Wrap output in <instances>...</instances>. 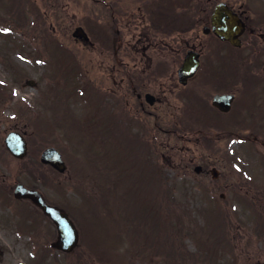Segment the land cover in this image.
<instances>
[{"label": "rangeland", "instance_id": "374dc122", "mask_svg": "<svg viewBox=\"0 0 264 264\" xmlns=\"http://www.w3.org/2000/svg\"><path fill=\"white\" fill-rule=\"evenodd\" d=\"M178 1L157 0L156 5L160 7L158 11H162L165 5L172 6ZM252 1L250 14L257 18L260 11L251 9ZM70 2L73 3L69 7ZM107 4L108 0L106 3L59 0L61 11L56 19H51L57 6L55 0H20L17 4L14 0H0V79L5 83H0V98L6 96L2 106L0 104V123L8 127L21 121L19 126L25 127V134L29 136L30 154L22 162L24 173L18 178L25 185L42 191L53 204L69 210L81 240L80 248L71 255L54 252L48 246L56 233L46 219H37L40 221L37 230L34 216L29 218L18 208L16 212L0 208L2 221L8 226L6 229L0 226V264H36L32 258L38 252L40 264H83L85 260L88 264H264V200L258 199L264 185L257 189L254 185H244L241 194L231 188L228 194L225 191L226 185H240L242 176L251 179L242 172L244 166L261 170L264 151L258 144L237 140L235 136H219L218 142L213 143L214 148L195 145L191 142L194 131L174 124L180 117L181 107L172 100L168 108L170 121L159 124L161 130L169 134L155 135L152 125L146 126L148 134L144 133L145 126L134 133L133 125L129 124L131 132L126 133L129 136H122L125 133L117 129L113 136L112 128L110 136H100L97 129L91 135L90 124L96 122L105 129L109 120L100 118L99 107L83 105L87 94L86 91L79 93L82 85L89 87L88 91L102 85V77L97 54L77 44L72 32L76 24H83L88 30L90 24L98 20L105 24V17L108 19L111 11ZM101 8L105 11L103 15ZM50 20L55 24L53 29ZM199 34L200 40H204L200 28ZM212 43L214 52L227 51L223 45L213 40ZM26 51L34 53L33 60ZM231 53V61L227 58L220 63L216 61L207 76L208 87H213L218 79H229L227 73L249 74L243 80L236 78L227 82L225 90L236 94L237 110L248 98L245 93L253 95L247 100L250 107L244 108L262 119H249L246 124H240L241 120L232 123V118H237L233 109L222 129L227 133L260 134L263 140L264 29H255L253 34L244 36L242 47ZM34 60L44 67L34 64ZM171 62L172 59L165 57V68ZM26 80L35 83L31 86ZM247 80L256 82L246 84ZM209 90L201 89L208 91L207 95L211 94ZM91 95L92 92L89 98ZM95 103L98 105L96 100ZM189 111L205 115L203 108ZM90 113L95 116L94 121L87 117ZM115 122L117 124V119ZM43 132L47 134L43 136ZM138 133L144 134L134 136ZM182 133L186 136H180ZM241 143L245 148L241 149ZM49 146L62 154L67 172L54 173L39 165L40 152ZM246 147L254 151H247ZM138 154L145 162L151 156L153 165L160 166L158 173L162 181L159 184H152L156 175L149 166L152 164L145 163ZM191 159L211 160L221 172L223 187L220 191L213 192L210 176L195 173L197 163L188 165ZM9 167L16 171L18 166L11 161ZM147 177L150 182H146ZM165 178L168 181L165 182ZM15 179L10 177V182ZM220 192L226 195L223 205L228 206L229 219L237 222L228 231L227 215L219 201H214L218 200ZM241 195L242 200L238 199ZM26 211L33 213L34 210L27 208ZM152 230L165 240V251L157 250L147 239Z\"/></svg>", "mask_w": 264, "mask_h": 264}, {"label": "flooded vegetation", "instance_id": "af4514ba", "mask_svg": "<svg viewBox=\"0 0 264 264\" xmlns=\"http://www.w3.org/2000/svg\"><path fill=\"white\" fill-rule=\"evenodd\" d=\"M95 1H105L106 3V0ZM55 2L57 6L51 19H56L61 11V7H58L59 0H55ZM72 3H68L69 7ZM156 3L157 0H108L107 5L111 11L108 19L105 17V24L102 23V20H98L96 24L91 23L90 31L83 24L74 26V29L81 27L88 36L87 39H74V41L98 56L102 85L98 86L94 93L100 98L97 101L98 105L95 101L93 104L95 107H99L100 118L109 120V122L118 119L119 122L129 123L133 125L134 133L141 126H145L144 133L148 134L146 126L152 125L156 129L155 135L159 132H163L165 135V133H169L161 130L159 124L170 121L168 108L169 102L172 100V103L173 101L180 103L181 107L180 117L175 120L174 124L183 125L188 130L194 131V140L191 142L195 145L214 148L213 143L218 142L219 136H235L236 139H243L244 142L258 144L264 151V139L260 138V134L256 136L240 131L224 132L222 128L228 123L230 112L221 113L211 103L215 94L232 95L233 100L229 110L235 109L237 113V118H232L234 120L232 123L241 120L240 124L242 122L246 124L249 119H262L259 114H251L244 108V106L250 107V102L247 100L254 96L245 93L248 98L246 102H243L244 104L240 103V109L237 110L239 103H237L236 94H232L233 91L225 90L226 83L232 82L233 76L227 73L229 79H218L213 87H208L207 76L214 68H205L203 75L201 71L206 60H212L211 65L217 60L212 43V40L219 42L212 32V18L217 5L226 4L227 6H223V9L235 13L238 16L236 21L231 16L234 23L242 21L245 24V29H264V1L253 0L251 2V9L260 11L257 18L250 14V0H179L172 6L165 5V9L162 11H158L160 7ZM179 3L181 5L176 8ZM64 6L62 4V8ZM99 11L101 15L105 12L102 8ZM199 28L201 31L203 29L204 34H207L204 35V40H200ZM91 33L97 34L98 37L96 38ZM219 55L221 58H229L227 55ZM188 56L199 59V69L183 83L180 69ZM165 57L172 59L168 68H165ZM236 78L243 80L241 76H236ZM201 89H211L209 90L211 94L207 95L208 91L203 92ZM89 102L92 104V101ZM3 103V99L0 98L1 106ZM194 108L205 109V115H200L197 111L188 112V109ZM143 114L146 117H143ZM231 115L232 113H230ZM214 121L215 123H213ZM19 124L21 123L18 121L14 125L5 127L0 123V205L5 198L13 193L14 187L21 182L18 176L24 173L22 165L24 159L12 156L7 150L5 142L11 132L18 134L26 141L25 127H20ZM144 133L134 134V136H143ZM100 136L106 135L102 133ZM180 136L186 135L182 133ZM242 147L245 148L244 145L241 146V149ZM246 148L247 151L252 149ZM149 158L152 159L151 156ZM222 160L224 161V158ZM11 161L17 164L16 171L10 167L8 169ZM190 161L188 165L197 163L195 173L206 178L210 176L213 192L220 191L223 187L221 172L214 167L211 160L191 159ZM259 167H262L260 171L249 165L244 166L245 170L242 172L249 174L251 179L242 176V181H239L240 185L225 186L226 193L228 194L231 188L241 194L244 185L246 187L254 185L255 189L263 186L264 165ZM10 177H16V179L10 182ZM209 191L211 192V190ZM246 194H249V190L246 191ZM254 195L256 196V194ZM241 197L242 195L238 199L242 200ZM225 198V193L220 192L218 200L214 201H219L221 209L227 215L228 231L237 222L229 219L228 206L223 205ZM258 199L264 200V191H261V196H258ZM237 219L240 218L237 217Z\"/></svg>", "mask_w": 264, "mask_h": 264}, {"label": "water", "instance_id": "95a60500", "mask_svg": "<svg viewBox=\"0 0 264 264\" xmlns=\"http://www.w3.org/2000/svg\"><path fill=\"white\" fill-rule=\"evenodd\" d=\"M221 7L218 8V10ZM228 32L227 30H223L221 29L220 32L218 33V35L221 38H226L229 37V34L226 33ZM237 37V36H234ZM231 40V39H230ZM233 44L235 46L239 45L238 41L234 39ZM195 60H189L187 62V64L185 65L184 69L187 70H192L195 67ZM224 99V98H222ZM218 105V102L215 103ZM53 155H57V157L55 158ZM42 162L44 163H50L51 165H53L55 168H57L59 171H64L65 167L63 162L61 161L59 155L53 151V149H48L47 151H45L42 155ZM19 197H26V198H30L35 204L39 205L44 213L46 215H48L53 222L57 225V229H58V237L56 242H54L52 244V247H55L57 249H61L63 251H70L72 249V247L76 244L77 241V233L74 229L73 224L71 223V221L68 219V217L66 216V214L46 207L45 204L43 203L40 195H38L37 193L34 192H29L27 190H20L18 193Z\"/></svg>", "mask_w": 264, "mask_h": 264}]
</instances>
